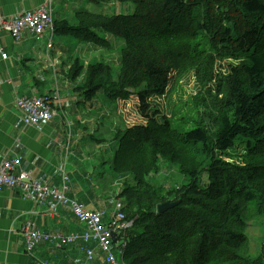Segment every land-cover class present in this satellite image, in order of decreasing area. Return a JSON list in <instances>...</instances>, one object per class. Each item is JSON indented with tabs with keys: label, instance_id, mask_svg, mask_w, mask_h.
<instances>
[{
	"label": "trees",
	"instance_id": "1",
	"mask_svg": "<svg viewBox=\"0 0 264 264\" xmlns=\"http://www.w3.org/2000/svg\"><path fill=\"white\" fill-rule=\"evenodd\" d=\"M133 1L131 14L82 10L75 25L55 21L56 32L88 44L110 46L103 32L126 43L118 79L102 59L76 61L67 70L71 82L82 78L74 88L87 101L99 91L124 102L136 94L147 121L126 129V136L134 132L128 145H123L125 133L120 135L110 164L125 180L117 197L133 220L121 259L125 264H264V250L256 257L244 254L249 207L264 212V0ZM221 60L229 64L218 69ZM189 74L195 75L198 94L185 102L195 113V127L185 130L173 121L180 113L176 108L168 116L152 103H160L170 84ZM118 110L122 114L120 101ZM237 147H243L242 154ZM163 160L188 182L155 184ZM67 175L70 190L73 176ZM131 175L135 182L129 185ZM179 200L159 211L160 204Z\"/></svg>",
	"mask_w": 264,
	"mask_h": 264
},
{
	"label": "crops",
	"instance_id": "2",
	"mask_svg": "<svg viewBox=\"0 0 264 264\" xmlns=\"http://www.w3.org/2000/svg\"><path fill=\"white\" fill-rule=\"evenodd\" d=\"M55 2L59 3L58 0H0V8L4 16L10 18L49 3L56 23L69 21L75 24L76 12L82 11L78 9L81 1L61 0L59 6L64 5V10L61 8L59 16ZM56 34L60 33L47 31L38 36L25 30L21 39L15 40L8 32H1L0 45L9 57L4 59L0 54V162L4 157L21 155L25 170L56 187L61 185L60 167L66 164L67 173H72V176L74 172L79 173L71 178V196L85 203L90 210L111 212L112 207H104L108 202L103 198L106 192L101 184V180L106 183L100 168L103 163V158L100 160L101 149L91 143L95 140L93 132L99 125L96 119L89 117L94 111L87 109V100L77 96L74 88L77 84L69 85L65 95L61 90L55 92L57 83L70 84L67 70L76 59L71 56L65 61L61 58L63 52L54 46L47 49L50 41L56 43ZM83 43L79 48L84 50V55L89 51L98 55L103 48L111 50V45L102 47ZM93 57L94 54L91 60L95 59ZM81 80L79 78L77 83ZM58 93L54 100L57 114L51 120L36 125L25 124L17 105L18 98L34 95L54 98ZM66 150H73L70 157L66 156ZM76 155L80 161H75ZM28 224L47 233H85L84 224L70 206L57 204L52 197L41 206L33 193L4 189L0 192V264H107V254L95 240L87 242L80 239L64 246L40 241L32 251H28L24 235ZM89 251L93 253L92 258Z\"/></svg>",
	"mask_w": 264,
	"mask_h": 264
},
{
	"label": "rangeland",
	"instance_id": "3",
	"mask_svg": "<svg viewBox=\"0 0 264 264\" xmlns=\"http://www.w3.org/2000/svg\"><path fill=\"white\" fill-rule=\"evenodd\" d=\"M56 1V0H55ZM81 5L78 9L87 10L95 13H103L106 15H115V14H131L136 10V2L133 0L130 1H113V2H101L95 3L89 0H80ZM59 3H56L57 16L62 13L61 8L64 10V5L61 0H58ZM64 4V3H63ZM60 9H59V7ZM56 16V17H57ZM70 17V13L67 15ZM75 25V24H73ZM101 37H105L111 44V50H106L103 48L99 51L98 55L89 51L84 53L82 48H79L82 44H84L80 38L76 36L66 37L62 34H56V43L54 44V48L57 51L63 52V56L61 57L65 61L68 57H73L76 61H82L83 63L91 60L92 55L94 54L95 59H102L106 62H109L113 68V77L114 79H118L121 72V58H122V50L125 46V40L118 37L114 34H107L103 32ZM109 47V46H108ZM79 48V51H78ZM89 59V60H88ZM88 60V61H86ZM230 60V59H229ZM228 60V62H229ZM226 60H221V63L217 65L218 69L221 66L229 64ZM78 82V81H77ZM77 82L70 84H60L57 83L56 91H62V95L67 94L68 86L75 85ZM52 90V88H50ZM198 94V84L195 78V75L189 74L184 75V77L180 80L178 85H173V82L167 89V95L164 98H158L157 102L152 103L153 108L161 109V113H165L166 115H170L172 108H176L180 113L178 116L173 118L174 123L178 124L179 127L185 128V130H189L195 127V123L193 124V118L195 117V113L191 111L189 106H186V100L188 98H192ZM77 96H80L82 100H85V95L83 93H77ZM119 101L121 104V113H119ZM156 101V100H155ZM88 108L93 110V115L89 114V117L92 119H96L99 122L98 127L93 132L95 140L92 143L94 147H98L101 149L100 151V160H102V164L100 165L101 170L103 171L105 184H103V180H101L102 188L106 194L103 195L105 202L104 207L106 209L112 207L114 209V204L120 199L117 197V194L122 190L126 183H124V179H118L117 175L110 170V164L112 166L113 160L112 157L115 155L116 150L119 147V143L121 142L120 135L126 132V129L132 128L134 126H141L146 124L145 116L141 112L139 108V100L134 94L131 99H128L126 102L121 101L120 99H111L104 95L102 91H99L95 98L89 100L87 102ZM85 109V111H87ZM149 112H153L150 111ZM97 115V117H96ZM125 115V116H124ZM159 116V115H158ZM179 116H183V119H179ZM73 131V130H72ZM134 132H129L126 136L123 145L129 144L130 138ZM68 140V139H67ZM67 144V143H66ZM81 147H79V151ZM66 152H68L66 150ZM235 152L238 154L243 153V147H237ZM66 156L68 153H65ZM115 158V157H114ZM80 161V159H78ZM163 169L158 174V177H154L153 182L157 185H161L165 182V179L169 184H183L188 182V178L180 172L178 167L172 164L170 161H162ZM67 167V165L65 164ZM203 182L208 181V176L205 174L202 178ZM129 185L134 184L135 180L133 175L128 178L127 181ZM112 201V202H110ZM250 211L248 212V228H247V237L248 242L246 245V250L244 251L245 255L256 257L259 252L264 250V212L259 213L255 207H249ZM111 211V210H110ZM252 216V217H251Z\"/></svg>",
	"mask_w": 264,
	"mask_h": 264
},
{
	"label": "built area",
	"instance_id": "4",
	"mask_svg": "<svg viewBox=\"0 0 264 264\" xmlns=\"http://www.w3.org/2000/svg\"><path fill=\"white\" fill-rule=\"evenodd\" d=\"M28 30L41 36L47 31H55V21L50 4L46 3L34 11H24L16 16L7 18L0 8V35L2 31L8 32L15 40H20L23 31ZM54 44L50 41L47 49H52ZM0 54L4 59L9 56L0 45ZM59 95V93L57 94ZM49 95H34L20 97L17 105L21 109L26 125H36L51 120L56 114L55 99ZM62 184L59 187H50L46 180L34 177L22 166V156L14 154L4 157L0 162V192L4 189L19 190L23 193H33L38 204L43 206L47 199L52 197L57 204L68 205L81 223L85 226V233L61 232L47 233L35 229L30 224L24 228L28 251H32L40 241H50L57 246H64L83 239L95 240L99 247L107 254V264H125L121 257L127 244L125 235L133 225L123 211L124 204L117 201L111 212L108 210H90L85 204L69 195V177L66 166L60 167ZM92 251L89 257L92 258Z\"/></svg>",
	"mask_w": 264,
	"mask_h": 264
},
{
	"label": "water",
	"instance_id": "5",
	"mask_svg": "<svg viewBox=\"0 0 264 264\" xmlns=\"http://www.w3.org/2000/svg\"><path fill=\"white\" fill-rule=\"evenodd\" d=\"M179 203H180V200L175 201V202H165V203L159 205V211L160 212L167 211L168 209L177 206Z\"/></svg>",
	"mask_w": 264,
	"mask_h": 264
},
{
	"label": "bare ground",
	"instance_id": "6",
	"mask_svg": "<svg viewBox=\"0 0 264 264\" xmlns=\"http://www.w3.org/2000/svg\"><path fill=\"white\" fill-rule=\"evenodd\" d=\"M56 96H59V95H56ZM80 221V220H79ZM106 259H107V256H106Z\"/></svg>",
	"mask_w": 264,
	"mask_h": 264
}]
</instances>
